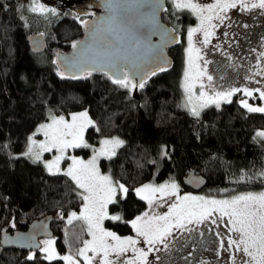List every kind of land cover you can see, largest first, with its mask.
<instances>
[{
    "label": "trees",
    "instance_id": "16d2710c",
    "mask_svg": "<svg viewBox=\"0 0 264 264\" xmlns=\"http://www.w3.org/2000/svg\"><path fill=\"white\" fill-rule=\"evenodd\" d=\"M24 2L0 0V230L24 229L34 218L57 215L61 219L51 224L56 245L69 255H76L87 235L82 220L68 224L64 218L82 203L74 181L50 174L41 162L22 155L29 135L50 112L86 109L93 120L86 140L94 143L101 136L117 135L124 141L115 156L101 159L103 168L129 189L126 196L117 197V204H109V213L123 219H105L118 232H131L127 221L147 207L134 188L151 179H174L182 190L208 195L264 189L259 175L264 171V140L255 136L257 129H264V113L249 112L233 97L219 107L204 108L199 117L191 115L181 105L180 47L172 50L171 63L161 66L166 70L151 75L143 89L122 88L104 72L68 75L59 63L57 69L43 61L40 53L68 46L82 35L86 27L78 22L80 17L65 12L45 18L28 13ZM194 18L187 10L173 15L183 26ZM34 32L45 36V50H31L28 36ZM162 146H167L168 158L161 157ZM189 170L202 177L199 187L185 181ZM243 173L252 179L240 182ZM33 253L35 259H29ZM0 264L63 260H45L40 248L2 249L0 244Z\"/></svg>",
    "mask_w": 264,
    "mask_h": 264
},
{
    "label": "snow or ice",
    "instance_id": "6c2138e0",
    "mask_svg": "<svg viewBox=\"0 0 264 264\" xmlns=\"http://www.w3.org/2000/svg\"><path fill=\"white\" fill-rule=\"evenodd\" d=\"M174 6L176 9L190 10L200 21L198 27L188 29L189 47L186 50L188 70L185 72L183 84L187 96L183 106L190 110L191 115L199 117L201 109L210 104L219 107L221 100L230 102L235 92L243 91L245 95L253 96V91L248 88H232L224 92H214L212 96L203 90L197 95L194 89L196 82L202 81L203 77L209 82L213 80L207 73L206 65L209 61L203 60L202 48L211 42L210 37L215 35V29L226 20H230L228 11L237 8L241 12L252 9L264 10V0H214L209 4H201L196 0H174ZM105 7L109 15L93 25L90 30V42L83 45L81 42L73 43V48L78 49L73 63L88 75H91V71L107 73L112 82L122 88L143 89L149 75L144 68L156 61L166 63L163 47L176 42L169 38L170 30L159 24L158 13L162 10L160 0H106ZM29 11L43 14L55 13L56 10L47 8L39 0H31ZM131 16H135L136 19H130ZM213 20L216 23H213ZM141 29L146 31L141 32ZM198 32L203 33L201 48H197L193 43V36ZM151 35H160L162 44L153 45L150 42ZM259 59L264 60V52L259 54ZM201 60L204 68L197 63ZM157 67L159 71L166 70L158 65ZM193 68L196 70L194 76ZM257 74L264 75V67H261ZM138 75L141 76L139 84L133 79ZM150 75H156V71H151ZM200 86L203 89L202 82ZM209 86L211 87V84ZM255 91L264 99V90L257 88ZM240 103L249 112L264 113V107H253L247 100H241ZM91 124L93 121L88 117L87 111L71 114L70 120L64 116L52 115L50 123L41 124L37 129V132L43 133L45 139L37 142L34 137H30L27 150L22 153L24 156L32 157L36 162H41L44 152L51 153L56 150L58 154L52 160L42 161L45 168L50 174H63L74 181L82 190L79 195L85 202L83 211L79 214L71 212L67 222L72 224L75 220L85 221L92 239L83 241V247L78 249L75 256H58L52 247L54 241H45L46 247L42 249L45 260L60 259L67 261V264H81L77 257H83L86 264H150L149 253L161 251L157 245H163L167 249L169 238L176 239L173 236L174 232L191 233L196 229L189 225H201L206 222L219 227L218 221L224 222L226 219L224 227L230 234L226 239L219 231H216L215 235L220 237V248L229 253L231 264H237V254H242L239 257L240 264H264V191L216 199L191 194L181 196L179 185L174 179L159 185L144 184L134 191L141 199L146 200L149 206L156 202L167 203V198L170 197H174L175 202L168 204V211L163 215H149L146 211L127 221L135 231V236L121 237L106 230L103 227L105 219L113 221L123 219L119 214L109 215L108 205L117 204V194L126 196L129 189L124 184L113 181L111 175L101 174L98 160L100 157L111 159L124 141L115 137L105 139L102 147L94 150V155L88 161L68 156L67 150L70 148L91 147L84 139V132ZM256 135L264 137V131H259ZM161 157L168 158L167 146L161 147ZM66 158L71 164L62 170L60 165ZM259 175L264 177V171ZM247 179L252 177L243 173L239 181L245 182ZM141 241L147 244V250L137 246ZM129 252L134 255L129 257L127 255ZM29 259H35V253ZM156 259L159 260L160 257L157 256Z\"/></svg>",
    "mask_w": 264,
    "mask_h": 264
},
{
    "label": "rangeland",
    "instance_id": "374dc122",
    "mask_svg": "<svg viewBox=\"0 0 264 264\" xmlns=\"http://www.w3.org/2000/svg\"><path fill=\"white\" fill-rule=\"evenodd\" d=\"M39 2L44 4L47 8H54L56 10L55 13L47 12L41 14V13H33L29 11V8L31 6V0H25L24 8L25 10H27L28 13L38 14L45 18H51L53 16L57 17L67 12L69 15L71 14L72 16H75L77 18L80 17V20H78L79 23H81V21H86L87 22L86 24L81 23L86 28L90 26L92 23L97 22V15L99 16V11H100V3L99 1L97 2V0H39ZM196 2H199L201 4H209V3H213L214 0H196ZM170 3H171V9L174 12V14H178L179 11L184 10V9L182 10L176 9L174 6V0H171ZM187 11L190 12V10ZM262 11L264 10L252 9L241 12L239 11L238 8L230 9L228 11L227 15L230 17V20H226L224 24L217 27L215 29V35L210 37L211 42L202 48L203 60L209 61V63L206 65L207 73L208 75H211L213 77V80L209 82L206 77H203L202 81L196 82L194 91L197 95H199L202 90L207 92L209 96H212L214 95V92H224L232 88H240V89L248 88L249 90L253 91V96L249 97L245 95L243 91H240V92H235L230 99L236 96L237 101L239 103L241 100H247L248 103L253 107H264V99L260 98L259 93L255 91V89L257 88L264 90V75L257 74L259 69L261 67H264V60L259 59V54L264 52V14H262ZM194 17H195L194 21L192 23L187 24L184 27L185 41L181 53L182 66H181V75L179 79V85L181 86V91H182L181 105L183 108H185L183 105L186 103V96H187L183 84H184L185 72L188 70V57L186 51L189 47L188 29L193 27H198L200 23L199 18L195 15ZM213 23H216V21L213 20ZM244 25H247V27H244ZM84 33L85 30L83 31L82 35L74 38L68 44V46H56L49 52H41L40 58L43 59V61H45L47 64H50L58 69L59 68L58 58L60 53L62 52L72 53L73 51L76 52L75 48H73L72 45L73 43L77 42L84 35ZM202 40H203L202 32H198L193 36V43L197 48H201L200 41ZM203 60L197 62L199 63L201 68L205 67V65L203 64ZM157 65H158L157 62H153L144 68V71L149 73L146 81L151 76L150 75L151 71L153 70L159 71ZM195 71H196L195 68H193L192 70L193 76L195 75ZM85 72L86 71L82 70L81 74ZM249 77L252 78L249 79ZM133 79L135 83L139 84L141 76L139 75L134 76ZM201 82L204 85L203 89H201L200 86ZM210 84L211 87L209 86ZM222 102H225V100H221L220 104ZM212 105L216 106L215 104H210L207 107ZM185 109L188 112H190L188 108ZM203 109L200 110V113L203 111ZM85 111L87 110L80 109V110L72 111L68 114L53 113V112L48 113L47 118L40 121L36 125L34 131L29 135L28 142L24 152L27 150L30 137H34V139L37 142L43 141L45 139L43 133L37 132V129L41 124L50 123L52 115L64 116L66 119L70 120L71 114L81 113ZM88 117L92 120L89 113H88ZM259 131H264V129L260 128L256 130L255 132L256 138L260 140H264V137H259L256 135V133ZM85 132H84V139L86 140ZM114 137L122 140V138L117 135L101 136L99 140L94 143L86 140L87 143L91 145L90 148H82L88 150L86 154H84L83 151L76 152L74 151V148H70L67 150V155L76 156L82 158L85 161H88L94 155V150L100 149L102 147V142L105 139H112ZM57 154L58 153L56 152V150H53V152L51 153L44 152L42 154V161L52 160L54 156ZM28 157L34 161L32 157L30 156ZM102 158H107V157H100L98 160V166L101 174L111 175L113 181L123 184L120 180L115 178L110 173L108 168L107 169L103 168L101 162ZM42 161L41 163L44 165ZM70 164L71 161L66 158L61 162L60 167L63 170L66 169ZM169 180L170 178L162 179V180L151 179L136 186L135 188H139L142 185L149 183L159 185ZM186 180L192 186H198L202 182L201 178L195 175L191 170L187 172ZM176 183L178 184L177 181ZM79 190L80 192L82 191L81 189ZM261 191H264V189L258 191H244V192L229 191L221 195H208L203 192L180 189L179 194L181 196L185 194H191L193 196H202L206 198L226 199V198H230L233 195H237L241 193H247V192L259 193ZM120 196L122 195L118 193L117 197ZM173 202H175L174 197L167 198V203L156 202L152 206H149L147 202V207L141 213L147 211L149 215H153V214L163 215L168 211V204ZM84 203L85 202L82 200V203L78 209H71L69 213L65 215L64 217L65 220L67 221L68 216L73 211H75L77 214L82 212ZM108 209H109V205H108ZM109 215L111 214L109 213ZM83 223L87 231V235L83 241L91 240L92 236L87 230V224L85 221H83ZM224 223H227L226 219L224 222L218 221L219 227H217V225H212L211 223L206 222L205 224H201V225H189V227L196 229L191 233L183 232L181 234H177L176 232H174L173 236L176 237V239L173 240L172 238H169L167 249H165L163 245H157V247L160 248L161 251L149 253L148 260L150 264H231V261L229 260V253L225 252L223 249L220 248V244H219L220 237H217L215 235L216 231H219L222 234V236H224V238L226 239L227 235L230 234L228 233V230L224 227ZM103 227L108 231L115 232L117 235H120L121 237L136 235L133 229L131 230V232L128 233L118 232L117 230H114L113 228L107 226L105 220L103 221ZM201 233H203V235H201ZM48 240L54 241L52 247L55 249L58 256L69 255L67 253H61L58 250L56 245L55 235L52 237L40 238L41 250L44 247H46L44 242ZM83 241L79 245L78 249L83 247ZM137 246L144 247L145 250H147L148 248L147 244L143 241H141V243ZM89 255H91V253H89ZM127 255L130 257L134 254L129 252ZM240 255L242 254H237V264H240V260H239ZM157 256L160 257L159 260L156 259ZM77 259L80 260L81 264H86V262L83 260V257H77ZM63 264H67V261L63 260Z\"/></svg>",
    "mask_w": 264,
    "mask_h": 264
},
{
    "label": "water",
    "instance_id": "95a60500",
    "mask_svg": "<svg viewBox=\"0 0 264 264\" xmlns=\"http://www.w3.org/2000/svg\"><path fill=\"white\" fill-rule=\"evenodd\" d=\"M104 6L106 4V0H103ZM160 4L162 5V8L165 6V0H160ZM160 12L158 13V20L159 24L163 26L164 29L170 30V28L162 21ZM109 15L107 8L106 12L102 17L98 19V22L102 18H106ZM130 19L135 20V16H131ZM97 22V23H98ZM92 27H89L83 37L79 40L81 42V45L84 43L90 42V30ZM145 29H141V32H145ZM171 35V30L169 33V36ZM156 36L160 35H151L150 36V42L153 45H160L162 42L155 41L154 38ZM29 44L31 50L34 52H40L46 49L47 47V40L45 36L40 32H34L28 36ZM125 47L127 44L124 45ZM76 53H78V49L75 48ZM164 56L166 57V63L159 62L161 65H169L171 63V57L169 55V52L166 48V46L163 47ZM73 53L70 52H62L59 55L58 63L62 67V70L65 74L76 76L81 74L82 69L79 66H75L73 63L74 57H76ZM94 72H100V71H94ZM196 175V174H195ZM199 176V175H197ZM201 180L203 181L202 177L199 176ZM185 181L190 184L186 180ZM202 183V182H201ZM191 185V184H190ZM201 185V184H200ZM193 186V187H199ZM1 210V205H0ZM61 218L59 216H55L53 214H45L44 216L40 218H34L31 221L27 222L26 228L24 229H9L8 226H3L0 230V244L2 249L6 248H19V249H25V250H37L40 248V238L41 237H52L54 236L55 232L52 228V222L59 221ZM8 242H5V241Z\"/></svg>",
    "mask_w": 264,
    "mask_h": 264
},
{
    "label": "flooded vegetation",
    "instance_id": "af4514ba",
    "mask_svg": "<svg viewBox=\"0 0 264 264\" xmlns=\"http://www.w3.org/2000/svg\"><path fill=\"white\" fill-rule=\"evenodd\" d=\"M99 1L100 3V11H99V16L97 15V22H98V17H102L104 15V13L106 12V7L104 6V3L103 0H97V2ZM171 0H165V6L162 8L161 12H160V15H161V19L162 21L170 28L171 30V35L169 36V38L171 39H174L176 42H172V43H168L166 45V48L169 52V55L171 57V61H172V58H173V53H172V50L173 49H176L177 47H180L181 49V52H182V49H183V46H184V41H185V33H184V27L186 26H183L181 23L175 21L173 19V15H174V12L172 11L171 9ZM182 10V9H181ZM172 20V21H171ZM96 23H92L90 26H88L86 29H85V32L86 30L89 28V27H93V25L97 24ZM85 34V33H84ZM83 37V36H82ZM81 37V38H82ZM80 38V39H81ZM79 39V40H80ZM79 40L77 42H79ZM155 41H158V42H162V38L161 36H156L154 38ZM74 55H76L77 53L76 52H72ZM157 62V61H156ZM158 63V62H157ZM158 66L161 67V66H164V65H161L158 63ZM236 97V96H234ZM55 235V234H54Z\"/></svg>",
    "mask_w": 264,
    "mask_h": 264
}]
</instances>
